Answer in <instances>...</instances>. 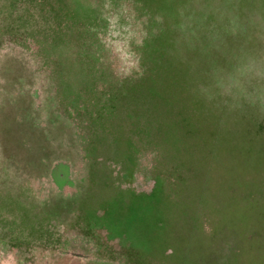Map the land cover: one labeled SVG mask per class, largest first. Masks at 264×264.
<instances>
[{"label":"rangeland","instance_id":"rangeland-1","mask_svg":"<svg viewBox=\"0 0 264 264\" xmlns=\"http://www.w3.org/2000/svg\"><path fill=\"white\" fill-rule=\"evenodd\" d=\"M0 264H264V0H0Z\"/></svg>","mask_w":264,"mask_h":264},{"label":"trees","instance_id":"trees-1","mask_svg":"<svg viewBox=\"0 0 264 264\" xmlns=\"http://www.w3.org/2000/svg\"><path fill=\"white\" fill-rule=\"evenodd\" d=\"M190 38H193V37H190ZM189 42H190V40H188ZM149 53V52H148ZM203 53V52H202ZM207 57H208V55L210 54V53H204ZM162 55H168V53H163Z\"/></svg>","mask_w":264,"mask_h":264}]
</instances>
